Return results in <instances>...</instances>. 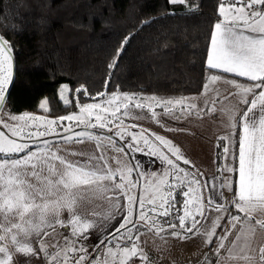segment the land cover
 Returning <instances> with one entry per match:
<instances>
[{
  "label": "snow or ice",
  "instance_id": "6c2138e0",
  "mask_svg": "<svg viewBox=\"0 0 264 264\" xmlns=\"http://www.w3.org/2000/svg\"><path fill=\"white\" fill-rule=\"evenodd\" d=\"M168 3L187 5L188 0H168ZM187 10L196 11L197 7ZM218 16L221 19L215 22L210 35L207 67L245 78L249 83L208 76L202 93L206 96L205 108H198L191 102L194 98L188 97H137L102 92L97 95L108 98L103 103L80 106V114L56 119L27 113L5 114L11 124L0 117L10 133L0 131V264H14L17 254L39 258L41 253L47 264H70L73 259L75 264H136L137 261L145 264L147 255L139 245L141 228L155 231L157 235L170 231L172 237L182 240L191 238L188 234L202 235L206 245L215 238L217 264L240 261L252 264L257 256L259 264H264V244L258 252L252 246L258 231L264 237V0H219ZM123 43H127V38ZM122 51L123 47L117 58ZM115 66L116 60H113L109 68ZM13 78V46L0 34V113H3ZM218 82L235 91L224 95L213 87ZM86 91L83 87L75 89L77 94ZM70 92L68 84L58 90L65 107L71 103L67 95ZM48 104V99H44L39 108L47 112ZM153 106L162 107L163 114L174 119H180L175 115L177 111L184 117H201L205 109L210 114L219 111L224 134L217 138V147L223 149V158L229 162L205 177L199 170L189 171L180 166L179 161L184 165L191 162L171 141L153 134L154 142L143 128L133 132L124 125L121 117L141 119L132 114L133 109H153ZM93 110H97L95 122L91 119ZM158 115L151 111L157 123ZM63 121L74 123L61 127ZM76 127L81 131H74ZM137 127L140 126L131 125V128ZM91 129L106 130L110 135L101 136ZM43 137L58 139H41ZM114 137L125 144L117 147ZM85 141L95 142L97 148L107 141L125 157L129 155L125 147L134 152H146L167 168L163 173L153 171L145 175L138 170V165L113 157L117 164L113 169L103 155L69 151L64 147ZM70 156L83 159H69ZM138 187L139 197L136 195ZM223 189L233 193L228 202L223 199ZM177 195L183 199L178 200ZM96 200L104 201L107 207L100 212L95 209L88 212L87 206ZM209 211L217 215L209 219ZM89 216L94 218L89 219ZM225 217L226 226H222ZM103 222H107L102 230L104 234L98 237L93 252L89 253L78 242L89 239V230ZM57 226L70 229L71 237H65L63 247L52 245L56 251L49 252L50 246L44 242V237ZM237 227L235 239L226 254L220 256ZM220 228L223 235L217 234ZM75 254H79L78 258Z\"/></svg>",
  "mask_w": 264,
  "mask_h": 264
},
{
  "label": "trees",
  "instance_id": "16d2710c",
  "mask_svg": "<svg viewBox=\"0 0 264 264\" xmlns=\"http://www.w3.org/2000/svg\"><path fill=\"white\" fill-rule=\"evenodd\" d=\"M218 4L219 0H188L187 5H171L168 0H0V34L12 44L14 56L6 107L15 114L35 113L45 98L49 115L56 118L104 99L97 95L102 92L185 97L201 94L210 75L234 79L205 64L213 25L221 19ZM192 6L197 10L188 11ZM113 60L116 66L110 69ZM64 84L72 89L68 107L58 97ZM81 87L87 91L75 93ZM222 153L216 144V171L223 166Z\"/></svg>",
  "mask_w": 264,
  "mask_h": 264
},
{
  "label": "crops",
  "instance_id": "0c3cea01",
  "mask_svg": "<svg viewBox=\"0 0 264 264\" xmlns=\"http://www.w3.org/2000/svg\"><path fill=\"white\" fill-rule=\"evenodd\" d=\"M209 50H210V39H209L208 51ZM206 61H207V56H206ZM206 61L205 64L207 67ZM214 71L232 76L234 77L235 80H237L236 78H238V81H240L241 83H249L245 78L237 77L234 74L223 73L220 70H214ZM213 87L220 89L224 95H228L229 92L235 91L234 88H231L229 85L224 84L222 82L216 83L215 85H213ZM202 93L198 95H191L185 97L194 98L191 102L195 103L198 106V108H205L206 96ZM209 95H211V93H209ZM135 96L141 97L140 95H135ZM145 97H151V96H145ZM173 98H179V97H173ZM44 99L45 98L41 99L39 101V104ZM39 104L37 108L38 111L35 113L24 112L20 114H15V113H11L10 111L8 113L13 115H23L27 113L29 115H34L37 117H47L48 119H56L55 117L49 115V111L45 112L44 110L40 109ZM216 107L217 109H219L220 105L217 104ZM152 110H154L156 113L159 114L158 115L159 123H157L155 120L152 119L151 117ZM73 112L77 114L79 112V109ZM163 113H164V109L162 107H155V106H153V109H148V108L142 110L133 109L132 114L134 116L141 117V119L135 120L130 117H127V120L132 125L133 124L139 125L140 126L139 128H143L145 132L150 131L153 134L163 136L165 139L171 141L174 146L179 148L183 156L191 162L189 166H191L194 170H199V172L203 173L205 177H207L210 174L216 173L215 153H216L217 138L224 134V129L221 126L222 117L219 111L210 114L207 112V109H205V113L201 117H197L196 115H188L187 117H184L181 114V112L177 111L175 115L180 117V119H174L172 116L165 115ZM7 123L11 124L13 122H7ZM66 123L72 124L74 122L63 121L62 122V124H64L63 126L69 125ZM0 124L2 127H4L3 122H0ZM124 124L125 126H129L126 123ZM168 129H175V131H169ZM0 130L2 129L0 128ZM74 130L75 131L81 130V128L76 127L74 128ZM5 134L7 135L6 132ZM41 139H58V138L43 137ZM116 146L119 147L118 145ZM64 147L67 148L69 151L95 153L97 156L103 155L107 158L108 165L113 169L117 167V164L113 159V157H118L122 161H130L131 164L134 165V160L131 158V156L133 157V155L131 156L128 155L126 158H123L124 156L123 157L119 156L118 152H116L109 145L107 141H104V146L101 148H97L95 142H89V141H85L83 143H72L70 145H64ZM69 159H83V157L70 156ZM139 161L140 164H143L142 157L139 159ZM228 162L229 161H226L223 158V164ZM144 165L145 168L143 172L146 174V172H148V170H146V166L148 165L147 164ZM141 168L142 166L139 167V169ZM226 190L227 189H223V199L225 202H228L232 199L233 193L229 192L228 190L227 192ZM121 200L122 202H124L123 198H121ZM97 205H99L100 207H97ZM106 207L107 204L104 201L96 200L92 205L87 206V211L91 212L93 209H95V211L100 212L103 210V208ZM83 210L84 209H81V211ZM208 215H209V219H211L212 217L217 215V213L213 211H209ZM64 216L66 217L67 213H64ZM93 218L94 217L89 216V219H93ZM226 220L227 218L225 217V221H222V226H226ZM106 223L107 222L98 223L96 228L89 230V233H87V235L90 236L89 239H81L78 242L80 244H83L87 248L89 253L93 252V246L97 243L98 237L104 234L102 230L105 228ZM116 223H118V221ZM108 230L110 231L111 228H109ZM238 230L239 229L237 227V230H234L232 234L228 237L227 241L225 242V248L220 252V256H224L226 254V250L235 239ZM49 231L51 234L44 237V242L50 246L49 252L56 251V247H52V245L63 247L65 243V237L66 236L71 237L70 229H65L57 226L54 232H52V230ZM140 231L142 234L140 235L139 238V245L140 248L143 249L144 253L147 255V261L145 262V264H217V256L215 254L217 241L215 238H213V241L210 245H206L205 238H203L202 235L193 236L192 234H188L191 238L182 240L180 238L172 237L170 233H160L159 235H157L155 231H149L146 228H142L140 229ZM217 234L223 235L222 228L217 229ZM105 243H107V241H105ZM261 244H264V237H262L258 231L252 246L258 252V249ZM33 246L37 247V251L39 250L35 242ZM102 248L103 245L101 246V249ZM97 252H100V249H98ZM75 256L76 258H78L79 254H75ZM93 256H95V253L93 254ZM14 264H47V262L45 261L42 253L39 256V258L36 256L24 257L20 254H17L14 257ZM70 264H75V259H73L70 262ZM136 264H139V261H137ZM235 264H243V262L242 261L235 262ZM252 264H259L258 256L257 259L252 262Z\"/></svg>",
  "mask_w": 264,
  "mask_h": 264
},
{
  "label": "rangeland",
  "instance_id": "374dc122",
  "mask_svg": "<svg viewBox=\"0 0 264 264\" xmlns=\"http://www.w3.org/2000/svg\"><path fill=\"white\" fill-rule=\"evenodd\" d=\"M62 86V85H61ZM60 88V87H59ZM119 94H121V93H119ZM129 95H132V94H129ZM140 96H142V97H145V96H143V95H140ZM108 97L106 96L104 99H102V101H94V102H91V103H88V104H94V103H103V101L105 100V99H107ZM119 103V102H118ZM140 110H142V109H140ZM96 111L97 110H93V116H92V121L93 122H95V114H96ZM139 111V110H138ZM9 112V110H8V108H6L5 107V105H4V110H3V113H0V117H2V120L3 121H6V122H12L10 119H9V117H8V115H5V114H9L8 113ZM140 112V111H139ZM72 113H74V112H70V113H68V114H66V115H69V114H72ZM142 113V112H141ZM77 114H80L79 112L77 113ZM13 115V114H12ZM86 115V114H85ZM117 115H120L119 113L117 114ZM65 116V115H64ZM61 117V116H60ZM56 118H58V117H56ZM122 119H123V122L124 123H126L127 125H129L128 127L130 128V130L131 131H136V132H139L140 131V128L139 127H137V128H131V123L130 122H128V120H127V117H121ZM66 124H69V123H66ZM64 124H62L61 126H63ZM125 125V124H124ZM65 126H67V125H65ZM0 128L2 129V130H0V131H5L6 133H7V135H10V133L8 132V129L7 128H5V127H2L1 126V124H0ZM75 131V130H74ZM77 131H81V130H77ZM90 131H94V132H96V133H98V134H100L101 136H106V135H108V134H110V133H108L106 130H100V129H91ZM145 134L146 135H149L148 137L150 138V139H152L153 138V141H154V136H153V133H151L150 131L148 132H145ZM114 139H115V142H116V145H118V146H123L124 144H125V141H122V140H120V138L119 137H114ZM129 140H130V137L128 138ZM125 151H128L129 152V156H131V155H133V157L131 156V158L134 160V165H138V170H140V171H143L144 170V164H147L148 166H146V170H148V172H146V174L145 175H147L148 173H151V172H153V171H155V172H157V173H163L165 170H166V168H167V165L166 164H164V163H162L157 157H153V156H150V155H148L147 153H140V152H134V151H130V150H128L126 147H125ZM166 153H167V150L165 149L164 150ZM118 154H119V156H124L122 153H119L118 152ZM169 156H171V154L170 153H167ZM142 157V162H143V164H140V161H139V159ZM123 158H126L125 156L123 157ZM172 159H175V157H171ZM153 161H155V163H153ZM178 163H182V161H179ZM224 165V164H223ZM142 166V168L141 169H139V167H141ZM181 166V165H180ZM182 167V166H181ZM132 178L135 180L137 177H136V174H133V176H132ZM169 179H171V177H169ZM140 188L138 187L137 188V191H136V194L137 195H140ZM227 191V190H226ZM228 192V191H227ZM226 192V193H227ZM225 193V192H224ZM226 196H227V194H226ZM198 219H199V217H198ZM203 222V221H202ZM142 229V228H141ZM204 238V237H203Z\"/></svg>",
  "mask_w": 264,
  "mask_h": 264
}]
</instances>
